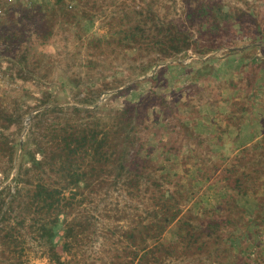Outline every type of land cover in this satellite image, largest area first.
Listing matches in <instances>:
<instances>
[{
	"label": "rangeland",
	"instance_id": "374dc122",
	"mask_svg": "<svg viewBox=\"0 0 264 264\" xmlns=\"http://www.w3.org/2000/svg\"><path fill=\"white\" fill-rule=\"evenodd\" d=\"M0 114V264H264V0H0Z\"/></svg>",
	"mask_w": 264,
	"mask_h": 264
},
{
	"label": "trees",
	"instance_id": "16d2710c",
	"mask_svg": "<svg viewBox=\"0 0 264 264\" xmlns=\"http://www.w3.org/2000/svg\"><path fill=\"white\" fill-rule=\"evenodd\" d=\"M142 31V29H141ZM2 114H0V119H2ZM88 139V156L91 157H102L104 156L105 152L103 151L104 144H105V134L97 138L94 130L90 129L88 130V135H85L83 133L74 135L73 140L76 141V143H81L84 142L85 140ZM65 145L66 141L64 140ZM72 152V150H70ZM30 163L32 167H36V169H41L42 167V161L35 158L34 155H32V158H30ZM38 188V191L33 195V203L36 205H46L47 209H52L55 210L56 212L59 211V208L61 207V202L59 198H53L54 193L56 190L54 189H49L48 187H45L42 184H38L35 186V189ZM175 216H171L170 218L167 219V222L171 221ZM52 230V228H51ZM53 231V230H52Z\"/></svg>",
	"mask_w": 264,
	"mask_h": 264
}]
</instances>
